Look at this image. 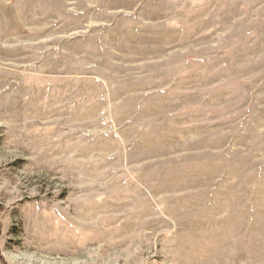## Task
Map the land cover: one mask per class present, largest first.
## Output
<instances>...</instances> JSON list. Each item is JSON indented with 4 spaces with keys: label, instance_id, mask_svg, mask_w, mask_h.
Segmentation results:
<instances>
[{
    "label": "rangeland",
    "instance_id": "1",
    "mask_svg": "<svg viewBox=\"0 0 264 264\" xmlns=\"http://www.w3.org/2000/svg\"><path fill=\"white\" fill-rule=\"evenodd\" d=\"M0 264H264V0H0Z\"/></svg>",
    "mask_w": 264,
    "mask_h": 264
}]
</instances>
